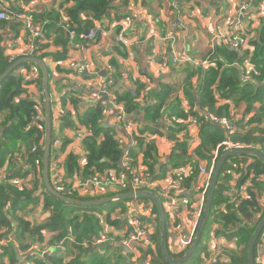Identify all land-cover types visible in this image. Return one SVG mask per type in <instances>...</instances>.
<instances>
[{
	"label": "trees",
	"instance_id": "trees-1",
	"mask_svg": "<svg viewBox=\"0 0 264 264\" xmlns=\"http://www.w3.org/2000/svg\"><path fill=\"white\" fill-rule=\"evenodd\" d=\"M33 1L16 0V3H22L24 5L22 11L27 12L34 23L44 24L47 31L45 40L35 41L37 50L28 57H35L45 63L48 70V92L51 99V83L54 72L57 75H59L58 73H70L61 69L59 65L67 58L71 48L70 40L68 33L63 28V10L56 8L51 13L40 12L36 7H30V3ZM71 1L74 6L67 11L69 18L66 16L65 19H68L67 22L71 30L77 34L72 43L85 46L86 43L79 38V35L87 33L94 27L95 21L101 20L110 8L111 0ZM260 2V0H255L252 5L256 6ZM10 7L14 10V4ZM81 13L86 14L83 21L79 16ZM11 20L17 21L18 19L12 18ZM7 22L0 21V75L19 60L10 61L9 53L14 48L15 37L18 36L21 29L23 30L21 21ZM250 45L253 47L252 51H235L222 44L216 46L211 56L214 61L213 66L204 73L201 70H193L188 67L182 69L183 72L191 69L184 80V85L187 87L184 94L190 103L189 114L199 126L200 144L192 154L187 151L186 137L183 141L175 138L179 132L186 130V126L181 122L187 118L182 112L178 99L168 106L165 114L169 89L164 85H161L158 91L153 90L152 94H148L151 99H147L146 94L141 98V93L145 89L142 84H136L135 88L125 89L122 93L116 91L117 80L120 81L122 78L118 66L111 63V66L109 65L110 76L114 79L111 97L113 101L123 106L124 122L130 123L134 127L130 138L132 144L127 149L121 141L116 139L117 129L114 127L105 129L101 126L103 114L108 110L105 104L98 102L92 108L81 112L79 125L91 133L82 139L84 152L82 158L73 155L66 157L65 170H63V186L65 192L67 191L66 197L74 200L94 201L116 196L115 193L101 194L90 188L85 192L71 191L72 186L78 182L86 184L88 179L96 176L102 177L107 172H125L129 178L133 173L143 172L148 176L150 184H153L168 175L173 176L174 170L182 166H189L192 170L191 174L182 181L185 190H187L184 195L194 202L196 193L193 190V181L197 177L198 166L204 163L210 166L215 147L218 144L226 139L232 142L251 144L253 147H257L258 152L264 156V24L257 39ZM50 49L53 51L47 53ZM246 61L252 71L250 80L243 83L244 71L242 68L247 63ZM33 69L39 73L36 81L24 83L23 72L25 75L31 76ZM106 72L110 73L108 69ZM76 75L74 73V76ZM193 75L200 77V87L197 91L191 88L190 81ZM85 76L83 74L81 78H85ZM31 84L37 85L38 103H35L27 93V88ZM194 93L196 94L195 98H193ZM80 96L78 91L70 89V95L59 101L63 110L59 114L58 120L53 117L51 112V155L53 161L49 170L53 163H58L56 161L57 154L59 152L64 154L66 146L69 144L67 138H62L64 129H76L73 125V116L68 109L77 104ZM147 100H153V102H145ZM141 103L144 105L142 106ZM255 103L260 104L259 110L247 123H244L243 119L246 114L252 111ZM240 106L244 107V115L239 119L231 117L239 112L237 108ZM141 112L144 113L145 121L150 122V128H141L138 120ZM38 114L41 115V118L36 125H33V118ZM210 115L229 120L235 129L234 134L225 133L220 124L207 118ZM164 119L171 124V127H168L167 138L175 143L165 164L159 161L157 149L153 143V138L156 133H159L154 126ZM44 137L42 73L32 63L23 64L14 69L0 83V242L5 243L4 246H0V264H108L107 258L99 256L96 254L97 252L86 256L85 245H90L93 239L102 232L104 226L116 228L122 225L128 204L134 201L145 205L150 204V210L155 219L154 233L151 234L150 239L154 248H148L143 257L150 256L149 264H169L162 256L158 211L151 200L139 198L98 207H82L68 205L45 190L42 180ZM56 141L60 143L59 148L54 147ZM224 153L220 150L218 157ZM125 157L129 159L127 170L122 167ZM250 159L253 160L252 163L248 162ZM229 163L232 166L235 165L231 172L240 175L239 187L245 185L249 174L253 173L254 177L247 188L249 199L243 200L239 205L230 204L220 195L222 185L218 179L208 220L210 228L204 236L203 246L201 248L199 242L193 256L184 264H196L203 257L198 263L202 264L204 259H208L207 243L210 238L209 230L212 226L216 228L217 235H222L225 239L232 237L237 239L235 250L226 253L222 264H248V243L258 223L264 217V206L262 207L260 202L262 197L258 196V193L264 189V182L261 180V177H264V165L251 156L231 157L225 164ZM174 178L177 179V177ZM226 180L229 181V178L227 177ZM144 190L157 194L161 202L164 203V199L159 194L160 188L145 187ZM221 202L224 203V207H220ZM30 206L35 208V212L36 208L40 207L39 216H35V212L28 209ZM116 217H120V219L116 220ZM40 218L42 222H37L36 220ZM165 223L167 227V219ZM263 233L264 228L256 241L254 256L260 249V245H264ZM67 239H72L70 247ZM61 242L70 252L75 251L74 258L68 262H65L63 256H57V254L47 260L39 255L31 256L30 249L33 245L44 248L56 246ZM108 245L109 243L103 247L104 251L111 250ZM20 253H23V260H21ZM170 255L175 259L183 256V254ZM86 257L89 258L88 261L83 262L82 258Z\"/></svg>",
	"mask_w": 264,
	"mask_h": 264
},
{
	"label": "crops",
	"instance_id": "crops-1",
	"mask_svg": "<svg viewBox=\"0 0 264 264\" xmlns=\"http://www.w3.org/2000/svg\"><path fill=\"white\" fill-rule=\"evenodd\" d=\"M254 1L255 0H111L110 8L107 10L106 14L101 18V20L95 21V26L99 27L103 31V36L93 44L86 43L85 46L81 45L78 48L70 46L71 48L67 54V58L59 64L61 69L69 71L70 73H58L59 75H57L54 72V78L51 83V93L54 97L53 115L56 120H58V116L63 110L59 104L61 98L69 96L70 89H74L81 94L77 104L75 106L72 105V107H69L68 109L69 113L73 116V125L76 129H64L62 138H67L69 140V144L66 146L64 154L60 152L57 154L58 157L56 161L62 166L63 170H65V160L68 155L80 158L84 155L82 149V139L76 136L75 131L77 128V132L83 130V128L79 125L81 112L95 106L90 101L89 94L92 90L96 89L97 84L102 79H106L110 76L111 70L109 65L111 66V63L118 66L120 73L124 71L128 73L127 82H124L121 79L120 81L117 80L118 84L115 85L116 91L118 90L122 93L125 89L135 88L136 84H142L145 89L141 93V98L146 94L147 99H151L148 94H152L155 90L158 91L160 86L164 85L169 89L165 114L168 110V106H170L175 99H178L180 102L181 109H183L184 106L190 107V103L184 94L185 88H187L184 85V80L187 73L190 72L192 68L183 72L182 69L175 68L169 64L168 68L162 70L158 64L154 63L151 65L149 63L150 58L153 57V54H155V60L158 62L163 58L169 59L172 52V43L175 51L187 50L197 59H208L212 56L214 48L221 45H213L211 42L212 38L214 36L230 34L232 27L236 25L237 20L240 18L238 8L241 3L248 2L253 4ZM260 1L261 2L258 3L256 7L261 5L264 6V0ZM33 4L40 12L51 13L55 11L56 8L61 9V11L63 10L62 14L64 19L66 16L69 18L67 11L72 9L74 6V3L71 0L67 2L65 0H34ZM233 4H236L237 10H233ZM8 5L12 6L13 3L9 0ZM79 16L82 21L86 18L85 13H81ZM11 22L18 21L10 20L7 23ZM263 24L264 18L262 19L261 26L247 33L250 34L249 38L255 36L253 40L249 39L250 43L257 39ZM121 29L124 30V36L129 42L128 46L125 47L117 44L115 41L118 32ZM166 37L169 38L164 41ZM16 40H21V44H24L22 29L13 42ZM52 51L53 50L50 49L47 53ZM210 60L213 59L210 58ZM71 61H76L80 65H85L87 67V73L84 75L87 77L85 76V78H81L82 76H74L75 71L68 65ZM107 69L110 73L106 72ZM102 73H105V77L101 76ZM190 82L191 88L197 91L200 87V77L198 78L197 75H193ZM27 93L30 98H38L39 92L37 85L31 84L28 86ZM195 97L196 94L194 93L193 98ZM145 102H153V100H147ZM141 105L143 106L144 104L141 103ZM259 108L260 104L255 103L252 111L246 114L243 119L244 123H247L248 120L252 118L254 113L259 110ZM237 109L239 112L230 116L239 119L244 115V107L240 106ZM138 120L141 124V128L151 127L150 122L145 121L143 112L140 113ZM116 123L117 112L111 109L105 111L103 114V120L100 123L101 126L105 129L108 127H114V129H117L115 134L116 139L121 141L128 149L132 144L130 138L133 133H129L123 128V126L117 128ZM181 124L186 126V130L179 132L178 136L175 138L179 141H183L186 137L188 145L187 151L189 154H192L200 144L199 126L197 124V126L192 127L189 126L188 123L183 124L182 122ZM154 127L159 133H156V136L153 138V143L157 149L159 161L165 164L167 163V159H169L170 153L175 145L174 141L167 138L168 127H171V124L167 123V120L164 119L161 122L156 123ZM219 158L220 157H218V159ZM252 161L253 160L251 159L248 160L249 163H252ZM200 166L206 170L210 168V166L205 163L200 164ZM233 167H235V165L232 166L231 164V169L229 170H233ZM198 173L196 179H194L195 181H193V190L195 191H198V188L205 180V177ZM142 174L143 172L140 173V175ZM144 175L148 180V176L146 174ZM169 178L170 176H167L166 178L156 181L153 184L149 183V186H151V189L158 187L160 188L159 191H161V188L167 185V180ZM261 178L264 182V177ZM148 181L150 182V180ZM259 195L262 197L260 202L263 207L264 189L258 193V196ZM150 207V204L145 205L144 203L138 201L129 203L124 214V223L116 228H108L104 226L102 232L99 234L101 235L104 231H110L111 241L108 242V246H110L111 250L104 251L103 247L106 246V244L94 246L92 241L90 245H85V255L89 256L97 252L96 254L99 256L107 258L108 264H149L150 256L148 255L144 258L143 254L147 252L148 248H154V246L151 245V240L148 245H141L137 242H132L129 248H123L119 245V243H121L123 237L125 236L126 228L129 229V220H139L146 226L147 229L151 231V234L154 233L155 219ZM28 209H31L33 213L35 212V208L32 206ZM127 211L130 213L132 219L126 218ZM39 214L40 207L36 208L34 215L39 216ZM115 219L119 220L120 217H118V219L116 217ZM182 220L187 222L185 217L182 218ZM36 221L42 222V219L40 218ZM170 228V223H168V226L166 227V244L169 253L172 254L170 251L172 245ZM211 239L213 240V238ZM211 239L209 238L207 246L212 243L217 245V243L223 242L224 244L232 247L230 239H224L222 241L218 238L215 239V241H212ZM70 243L71 242H69V247ZM54 247L55 246H51L52 251L48 253L47 259L54 254H57V256H63L65 262L74 258L75 251L70 252L66 246L65 253H60L58 250L54 249ZM260 248L264 251V245H260ZM228 250L233 251L235 248L232 247ZM35 254L39 255V253ZM88 259V257L82 258V261L87 262Z\"/></svg>",
	"mask_w": 264,
	"mask_h": 264
},
{
	"label": "built area",
	"instance_id": "built-area-1",
	"mask_svg": "<svg viewBox=\"0 0 264 264\" xmlns=\"http://www.w3.org/2000/svg\"><path fill=\"white\" fill-rule=\"evenodd\" d=\"M9 0H0V21H10L12 18H17L18 22L21 21L23 24V37L24 44H21L20 41H15L13 43V50L9 53L10 61H16L17 59L31 56L36 50L37 47L35 45V41H43L45 40V36L47 35V31L43 25H38L33 22L30 15L27 12L22 11L24 9V5L22 3H16V0H10L14 4V10L8 5ZM179 1V0H177ZM190 1V0H185ZM30 7H34L33 2L30 3ZM252 6V4L248 2L241 3L238 8V13L240 14V18L237 20L236 25L233 30H231L230 34L214 36L211 40L213 45L222 44L223 46L236 51H252L253 47L250 43V34L251 30L256 29L261 26L262 19L264 18V6ZM68 19H64L63 28L69 35L70 46L74 48H78L81 45L73 44L72 42L77 37V34L74 33L69 24ZM103 36V31L95 26L90 29L85 34H80L79 38L82 39L85 43H96ZM255 36H253L254 38ZM169 37L164 39L167 40ZM252 38V40H253ZM250 39V40H249ZM116 43L122 45L123 47L128 46V40L124 36V30L121 29L118 32L116 37ZM83 46V45H82ZM171 54L169 59H161L159 62L155 60V54L150 58L149 63L151 65L158 64V66L163 70L168 68V65L171 64L175 68L183 69L185 67H190L193 70H201L203 73L206 72L211 66H213L214 61L210 60L211 56L206 60H201L193 57L189 51H175L173 49V44L171 43ZM247 62V61H246ZM77 74V76H82L87 73V67L85 65H80L76 61H71L68 64ZM245 66L242 68L244 74L242 75V82L246 83L250 80V73L252 68L248 64H244ZM38 71L33 69L31 71V76L24 75V83H29L30 81H34L38 77ZM121 78L124 82L128 80V73L126 71L121 72ZM114 86V79L109 76L106 79H102L96 86V89L92 90L89 94L90 101L95 105L98 102H101V94H107L110 104L112 105V110L117 112V123L116 127L123 126L125 130L129 133H133V126L130 123L124 122L125 113L123 106L121 104H117L112 100L111 97V89ZM32 100L35 103H38L37 98H33ZM102 103V102H101ZM104 104V103H103ZM191 108L188 106H184L182 111L187 116L182 123H188L189 126L195 127L197 126V121L190 116L189 110ZM41 115L38 114L33 118V125L40 120ZM213 122H216L223 127L225 132L228 135H232L235 132V129L231 126V123L226 118H216L212 115L207 117ZM90 131L85 129L76 132V136L80 139L85 138L90 135ZM59 141L54 143V147H59ZM35 150V149H33ZM222 150L224 152L232 151V150H257V147H253L251 144H243L239 142H232L229 139H226L224 142L219 144L212 158V162L210 168L206 170L205 168L198 166L199 173L205 177L203 184L198 188V191L194 190L196 193V199L194 202H191L184 194L187 192L183 186V179L188 177L191 174V168L189 166H183L174 170V175L170 176L167 180V185L161 188L159 191L160 197L164 199V203H162L165 216L167 219V226L170 223V238L172 240L171 245V253L173 255H181L188 252L190 247L193 244L195 234L198 229V225L200 219L202 217L204 207L206 204V197L210 187V182L212 178V174L218 159V153ZM123 169L127 170L129 167V159L127 157L124 158L122 162ZM232 170H226L223 172L222 180L219 181L220 185H222V189L220 195L223 199L227 200L230 204L239 205L243 200H248L249 197L247 195V188L250 186V182L254 177L253 173L249 174V178L246 181V184L242 187H239L240 183V175L231 172ZM143 175V176H142ZM140 175V173H133L132 177H128L125 172H107L104 176L93 177L88 180L86 184L78 182L76 185H73L71 191H83L90 188L95 190L98 193H115L119 195V193H130L144 190L145 187L149 186V181L144 174ZM50 181L54 189L58 193H64L65 187L63 186L64 177H63V168L59 163H53L51 169L49 170ZM169 176V175H168ZM220 176V175H219ZM174 177H177L175 179ZM229 178V181L226 178ZM161 200V199H160ZM224 207V205H223ZM129 211V210H128ZM127 211L126 218L132 219L130 213ZM186 218L187 222H184L182 218ZM179 218V221H178ZM118 219V217H117ZM129 229L126 228L125 236L120 246L123 248H129L132 242H137L141 245H148L151 239V231L146 228V226L140 222L139 220H129L128 221ZM215 227L212 226L210 229L209 237L215 239L224 240L225 237L222 235H217L215 232ZM214 230V231H213ZM110 231H104L101 235L93 239V245L99 246L103 244H107L110 239ZM262 238H264V233L262 234ZM69 242H72V239H67ZM231 246L236 248L237 239L232 237L230 239ZM4 242H0V246H4ZM229 245L224 244L223 242L208 245L209 257L207 260L204 259L202 264H222L225 260V255L229 252L228 249L232 248ZM54 249L58 250L60 253H65L66 248L64 244L61 242L57 244ZM31 256H36L35 253H39V256H43L44 254H48L51 250V246H46L42 248L39 245H33L30 249ZM20 256L23 260V253H20ZM254 264H264V251L260 248L256 255L254 256Z\"/></svg>",
	"mask_w": 264,
	"mask_h": 264
},
{
	"label": "water",
	"instance_id": "water-1",
	"mask_svg": "<svg viewBox=\"0 0 264 264\" xmlns=\"http://www.w3.org/2000/svg\"><path fill=\"white\" fill-rule=\"evenodd\" d=\"M32 63L36 65L42 73V99H43V110H44V123H45V137H44V145H43V162H42V180H43V186L45 190L55 198L59 199L60 201L73 206H82V207H98L103 206L110 203H115L119 201H126V200H134L139 198H147L151 200L158 211V219H159V232H160V248L162 252V256L164 257L165 261L169 264H184L186 261H188L193 254L195 253L197 246L200 242L202 233L204 231V228L208 222L210 213H211V205L215 193V188L219 179L220 171L223 168V165L226 163V161L231 157L236 156H251L253 158H256L264 165V156H262L258 151L256 150H232L225 152L220 156L218 159L210 182V187L207 193L206 197V204L204 207V211L202 214V217L200 219L197 232L194 237V241L188 252H186L181 258L174 259L168 249H167V234H166V217H165V211L162 205V202L157 194H154L150 191L142 190L137 192H130V193H124L119 194L111 198L103 199V200H94V201H82V200H74L67 198V191L64 194L58 193L53 186L51 185L50 178H49V166L51 162L53 161V156L51 155V99L48 92V70L45 65V63L37 59L35 57H24L16 62H14L7 70H5L0 75V83L17 67ZM102 77H105V73L101 74ZM102 103L106 105L108 109L112 110V105L110 104L109 98L107 94H101V100ZM89 180V179H88ZM150 183V182H148ZM264 228V217L262 220L258 223L256 229L254 230V233L252 234L250 241L247 246V259L248 264H254V247L256 244V241L258 239V236L262 232ZM47 253L43 255L44 259H47Z\"/></svg>",
	"mask_w": 264,
	"mask_h": 264
},
{
	"label": "rangeland",
	"instance_id": "rangeland-1",
	"mask_svg": "<svg viewBox=\"0 0 264 264\" xmlns=\"http://www.w3.org/2000/svg\"><path fill=\"white\" fill-rule=\"evenodd\" d=\"M19 1H21V0H19ZM233 6V10H237V6H236V4H233L232 5ZM233 28L234 27H232V30H233ZM253 38V37H252ZM252 38H250V39H252ZM53 101H54V97L52 96V93H51V103H52V108H51V112H52V115L54 114V104H53ZM53 117H54V115H53ZM228 161V160H227ZM226 161V162H227ZM230 163L229 164H225V165H223V169H222V173H221V175H220V177H219V181L220 180H222V175H223V172L224 171H226V170H229V168H230ZM223 202H221V204H220V207H222L223 206ZM219 207V208H220ZM209 219H210V217H209ZM208 219V220H209ZM210 228V226H209V222L206 224V226H205V229H204V231H203V234H202V237H201V240H200V247L202 248V246H203V239H204V236H205V234H206V232H207V230ZM209 233H210V230H209ZM203 257H201L200 258V260H198L197 262H196V264H198L200 261H201V259H202Z\"/></svg>",
	"mask_w": 264,
	"mask_h": 264
},
{
	"label": "flooded vegetation",
	"instance_id": "flooded-vegetation-1",
	"mask_svg": "<svg viewBox=\"0 0 264 264\" xmlns=\"http://www.w3.org/2000/svg\"><path fill=\"white\" fill-rule=\"evenodd\" d=\"M167 230V229H166Z\"/></svg>",
	"mask_w": 264,
	"mask_h": 264
}]
</instances>
